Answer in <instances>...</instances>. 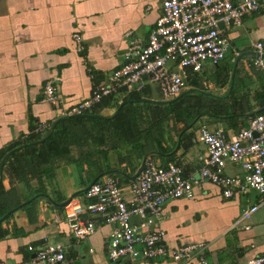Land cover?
Segmentation results:
<instances>
[{
    "label": "crops",
    "instance_id": "1",
    "mask_svg": "<svg viewBox=\"0 0 264 264\" xmlns=\"http://www.w3.org/2000/svg\"><path fill=\"white\" fill-rule=\"evenodd\" d=\"M159 12V0H0V155L13 146L23 148L34 134L44 137L58 120L56 107L42 97L47 82H53L67 106L88 98L121 65L126 32L146 40ZM75 33L82 38V53L74 50ZM226 36L230 50L225 59L217 66L206 65L198 74L199 89L225 105L223 116L204 117L199 127L207 125L233 136L244 120L240 113L264 111V77L250 65L254 44L264 45V5L257 13L243 16L241 24L226 31ZM243 54L246 56L236 62ZM115 111L108 108L100 114L111 116ZM233 112L239 116L237 125L227 118ZM40 124L45 126L43 134L36 131ZM196 130L186 129L180 136L171 131L159 143L160 155H153L155 161L174 163L185 175L196 172L206 154V147L196 140ZM108 161L111 169L126 167L125 161L118 163L113 151L108 153ZM240 172L233 165L225 168L228 176ZM87 175L92 182L98 174L86 172V166L60 164L51 179L42 177L47 198L33 197L28 208L11 213L1 225L7 234L0 239V263L24 264L34 257L28 246L37 248L47 242L62 244L71 264H128L107 256L110 226L101 225L95 234L76 242L64 222V208L52 205L85 189ZM131 182H120L128 198ZM0 184L13 206L41 188L32 180L21 195L24 184L11 181L3 170ZM261 199L253 190L225 199L217 187L204 184L194 190L193 199L167 202L154 228L164 233L163 242L169 248L207 243L209 264H246L264 255V202L248 221H236L244 209ZM80 200L78 196L71 202ZM246 225L250 229H242ZM139 264L173 263L155 259Z\"/></svg>",
    "mask_w": 264,
    "mask_h": 264
},
{
    "label": "built area",
    "instance_id": "2",
    "mask_svg": "<svg viewBox=\"0 0 264 264\" xmlns=\"http://www.w3.org/2000/svg\"><path fill=\"white\" fill-rule=\"evenodd\" d=\"M159 5V15L146 40L126 32L121 65L95 86L88 98L67 106L52 81L43 86V100L56 107L57 119L87 114L102 99L118 95L123 86L127 92L150 86L159 100L175 99L189 88L190 77L200 74L206 65L216 66L225 59L230 50L226 31L239 26L243 16L257 13L264 0H159ZM73 46L77 53L84 51L77 33L73 34ZM254 48L257 56L250 65L264 77V45L257 42ZM245 124L233 136L200 126L196 140L206 147V154L194 173L185 175L174 163L163 165L147 158L142 172L129 185V198L117 179L103 176L87 188L80 201L64 207L69 234L74 241L82 242L101 225L110 226L107 256L114 262L139 264L168 259L173 264H209L207 243L169 248L163 242L164 233L154 226L167 202L193 199L194 190L204 184L217 187L225 199L249 190L257 192L260 203L244 209L236 224L255 214L264 202V113L247 116ZM36 131L43 134L45 126L38 125ZM227 165L240 168V174L226 175ZM28 251L34 257L24 264H71L60 243L28 246ZM246 264H264V255Z\"/></svg>",
    "mask_w": 264,
    "mask_h": 264
},
{
    "label": "trees",
    "instance_id": "3",
    "mask_svg": "<svg viewBox=\"0 0 264 264\" xmlns=\"http://www.w3.org/2000/svg\"><path fill=\"white\" fill-rule=\"evenodd\" d=\"M200 82L198 75L190 77L188 90L168 106L135 102L141 98L153 100L150 86L139 92L120 90L118 95L102 99L91 112L86 114L98 115L103 118L87 117L64 120L56 125L52 134L44 142L30 145L31 142L41 139L34 134L25 147L16 149L19 146H13L6 153H2L0 161L5 154L11 152L3 169L11 181L15 180L17 183L27 186L30 181L37 180L41 188L32 192L28 198L23 200V203L21 201L13 206L9 198L6 197L7 192L3 185L0 184V219L21 204L22 207L19 209L28 208L33 197L47 198L43 191L42 177H45L46 180L51 179L60 164L86 166V172H94L98 175L110 173L107 175L121 183L129 182L116 171L129 176L133 175L144 155L148 153L160 155L159 143H163L165 136L169 135L171 131L180 136L181 132L191 128L200 118L223 116L221 110L225 105L218 104L220 100L217 101L214 96L201 91L199 89ZM193 92L196 94H191ZM157 99L159 100V96ZM123 101L130 102L120 107V103ZM233 101L236 99L233 98ZM108 108L118 109V113L114 117L100 114L101 110ZM260 113H264V111L256 114ZM252 114L250 112L244 116V113H240L241 121L244 119L241 127L246 125L247 116ZM227 118L234 120L232 124H238L237 113H230ZM180 125L182 128H179ZM110 151L117 154L118 163L125 161L126 167L111 169L108 161ZM150 158L155 159L154 156ZM127 171L129 172L127 173ZM98 175H95L92 181L97 179ZM99 180L97 179L95 183ZM90 183L91 181L86 184L85 188ZM83 195L84 193H81L79 197L82 198ZM12 216L13 214H10L5 221ZM2 223H0V239L7 234L1 229Z\"/></svg>",
    "mask_w": 264,
    "mask_h": 264
},
{
    "label": "water",
    "instance_id": "4",
    "mask_svg": "<svg viewBox=\"0 0 264 264\" xmlns=\"http://www.w3.org/2000/svg\"><path fill=\"white\" fill-rule=\"evenodd\" d=\"M219 27L221 28V27H222V24H220ZM245 56H246V55H244V54H243V55H239V56H237V59H236L237 61H236V62H238L240 59L244 58ZM256 56H257V55H256V53H254V52L251 54V57H252V58H254V57H256ZM263 57H264V56H263ZM122 91H123V92H127V89H126L125 86L122 87ZM182 95H184V93H182L181 96H182ZM179 97H180V96L176 97V98L173 99V100H169V101L151 100V99L141 98V99H139V100H137V101H135V102H136V103H141V104H143V103H147V104H152V105H166V106H168V105H170L171 103H173L175 100H177ZM129 102H130V101H123V102H121V103H120V107H121L122 105L126 104V103H129ZM117 113H118V109L114 112L113 115H111V117H114ZM87 117L96 118V119L103 118L102 116H98V115H86V114H84V115H76V116H72V117H68V118H61V119H58V120H56V121H54V122L52 123L51 127L49 128L48 132L46 133V135H45L44 137H42L40 140H38V141H36V142H34V143L30 144V145H38V144L44 142V141H45L46 139H48V137L52 134V132H53L54 128L56 127V125H57L58 123L64 121V120L75 119V118H87ZM23 147H25V146H23ZM21 148H22V147H21ZM18 149H19V148H18ZM10 154H11V152L8 153V154H6V155L4 156V158H3V159L1 160V162H0V183H1V179H2V170H3L4 164H5L6 160L8 159V157L10 156ZM153 155H154V153H148V154L144 155L143 158H142V160H141V162H140V164H139V166H138V168H137V170H136V171L134 172V174L131 175V176L126 175V174H124L123 172H119V171H116V172H117V174H119L121 177H123V178H125V179H127V180H129V181L134 182V181L138 178V176L140 175V173L142 172V169H143V166H144V162H145V160H146L147 158H150V157L153 156ZM107 174H110V173H105V174H103V175H100L97 179H99V178H101V177H103V176H105V175H107ZM97 179L93 180V181H92V182H91V183H90L85 189L75 192L72 196H70V198H68V199L65 200L64 202H61V203H59V204H57V203H52V205L55 206V207H57V208H61V209L64 208V207H65L66 205H68L73 199L77 198L81 193H84L90 185H93V184L95 183V181H96ZM20 207H22V204H21L19 207H16V208H14L13 210L9 211V212L7 213V215H5L3 218L0 219V223L4 222L8 215H10L11 213L17 211Z\"/></svg>",
    "mask_w": 264,
    "mask_h": 264
},
{
    "label": "rangeland",
    "instance_id": "5",
    "mask_svg": "<svg viewBox=\"0 0 264 264\" xmlns=\"http://www.w3.org/2000/svg\"><path fill=\"white\" fill-rule=\"evenodd\" d=\"M151 96H152V98H153V100H158L157 98H158V94L156 93V91L154 90V88L153 87H151ZM191 94H196V93H191ZM152 100V99H151ZM202 118H200L195 124H193V126L191 127V128H189V130H191V131H195L196 129H198V127H199V125L201 124V120ZM207 126V125H206ZM208 127V126H207ZM179 128H182V126L180 125V127ZM208 129H210L209 127H208ZM197 131V130H196ZM76 151V150H75ZM90 175H87V182L86 183H88L89 181H90ZM102 178H100V180H101ZM24 192H26V186L24 185L23 186V188H22V192H21V195H24ZM17 197H18V195H17Z\"/></svg>",
    "mask_w": 264,
    "mask_h": 264
}]
</instances>
